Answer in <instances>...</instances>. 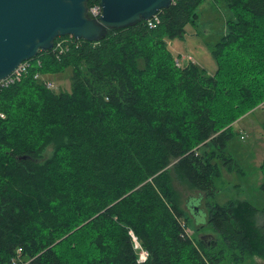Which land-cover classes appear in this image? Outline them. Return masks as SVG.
<instances>
[{
	"label": "trees",
	"instance_id": "obj_1",
	"mask_svg": "<svg viewBox=\"0 0 264 264\" xmlns=\"http://www.w3.org/2000/svg\"><path fill=\"white\" fill-rule=\"evenodd\" d=\"M202 7L220 23L204 43L211 72L177 64L171 45L198 27ZM157 16L155 27L140 20L98 41L58 36L0 89V264L264 259L258 207L240 195L209 199L223 170L242 172L235 121L264 110V0H172ZM66 70L69 90L35 76ZM257 169L264 193V154ZM174 178L199 191L189 196L200 198L209 242L184 233Z\"/></svg>",
	"mask_w": 264,
	"mask_h": 264
},
{
	"label": "water",
	"instance_id": "obj_2",
	"mask_svg": "<svg viewBox=\"0 0 264 264\" xmlns=\"http://www.w3.org/2000/svg\"><path fill=\"white\" fill-rule=\"evenodd\" d=\"M88 0H0V79L40 50H50L58 36L98 41L109 29L148 20L172 0H99L101 14H89ZM21 159L26 158L24 155ZM200 198L186 206L199 217ZM204 214V212H203ZM211 239L210 234L200 236Z\"/></svg>",
	"mask_w": 264,
	"mask_h": 264
},
{
	"label": "rangeland",
	"instance_id": "obj_3",
	"mask_svg": "<svg viewBox=\"0 0 264 264\" xmlns=\"http://www.w3.org/2000/svg\"><path fill=\"white\" fill-rule=\"evenodd\" d=\"M204 2L202 6L204 7ZM200 8V24L198 27L186 25V34L184 38L172 40V48L175 54H180L179 64L184 58H190L191 61L197 62L200 66H203L208 71H213L216 68V63L212 58L210 52H207L209 48L205 47L207 40H212L214 37H209L210 34L216 32L220 28V23L215 19L216 12L213 10L206 11L204 8ZM222 12V11H221ZM224 14V12H222ZM219 20V14H218ZM195 30V31H194ZM198 33V34H195ZM204 32V33H203ZM54 85L58 89L69 90L70 89V76L68 71L61 72L56 76H51ZM57 89V90H58ZM264 118V110L259 109L254 113L246 114L240 119L235 121V130L240 132V136L243 134V138L240 137V141L234 139L231 143V148L235 152V158L237 159L242 172H228L223 170L220 178L214 181L216 191L209 198L220 203H224L228 199L235 196H245L249 201L256 205L259 209L258 223L264 226V193L260 188L261 174L258 166L263 158L264 154V130L261 127L260 121ZM51 148L48 147L46 155H49ZM173 185L181 196V205L183 206L184 213L188 217V225L191 229V236H194L196 240L200 239L205 233L214 234L213 229L209 227L205 221L203 211L200 209L199 217L192 216L190 210L185 207L186 200L189 199V195L197 194L199 191L190 188L187 184L178 179H173ZM201 195V194H200ZM203 198V197H201ZM205 200L204 198L202 201ZM205 202V201H204ZM203 203V202H202ZM202 206H199V208ZM260 264H264V261L258 260ZM229 258H224L218 264H255L253 259L248 258L243 262L229 263Z\"/></svg>",
	"mask_w": 264,
	"mask_h": 264
},
{
	"label": "built area",
	"instance_id": "obj_4",
	"mask_svg": "<svg viewBox=\"0 0 264 264\" xmlns=\"http://www.w3.org/2000/svg\"><path fill=\"white\" fill-rule=\"evenodd\" d=\"M89 14L92 17H98V15L101 14V6L99 3H95L93 4L90 8H89ZM147 25L149 27H155L156 24L159 22V17L157 16V14H155L154 16H152L150 19L146 20ZM63 40L57 41L55 44L54 49H58L59 52L62 51V43ZM176 63L179 64V59H176ZM28 66V63L26 61L21 62L15 70H13L8 76L1 78L0 79V89L4 86H7L8 84L14 82L15 80H19L20 77L22 76L23 72L26 71V68ZM36 77H39L43 80L44 84L48 87V88H52L54 86L53 82L50 80H46L43 76L39 75V74H35ZM0 115L3 117L4 114L0 113ZM184 233L191 237V229L188 227H184ZM19 251V250H18ZM148 252L144 249H140L139 251V257H138V261H144L147 258Z\"/></svg>",
	"mask_w": 264,
	"mask_h": 264
},
{
	"label": "crops",
	"instance_id": "obj_5",
	"mask_svg": "<svg viewBox=\"0 0 264 264\" xmlns=\"http://www.w3.org/2000/svg\"><path fill=\"white\" fill-rule=\"evenodd\" d=\"M253 260L256 262L255 264H260L258 260L264 261V259L260 257H254Z\"/></svg>",
	"mask_w": 264,
	"mask_h": 264
}]
</instances>
